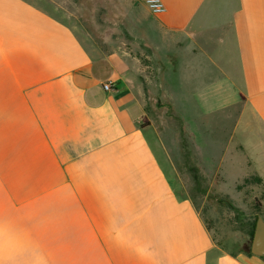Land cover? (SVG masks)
Segmentation results:
<instances>
[{
	"label": "crops",
	"instance_id": "1",
	"mask_svg": "<svg viewBox=\"0 0 264 264\" xmlns=\"http://www.w3.org/2000/svg\"><path fill=\"white\" fill-rule=\"evenodd\" d=\"M161 1L133 35L162 63L175 131L168 114L155 125L129 52L92 54L0 0V264H264L181 180L191 166L264 189V0Z\"/></svg>",
	"mask_w": 264,
	"mask_h": 264
},
{
	"label": "rangeland",
	"instance_id": "2",
	"mask_svg": "<svg viewBox=\"0 0 264 264\" xmlns=\"http://www.w3.org/2000/svg\"><path fill=\"white\" fill-rule=\"evenodd\" d=\"M26 1L71 28L92 54H108L118 50L129 52L137 62L138 70L132 75L137 94L145 98L146 109L154 116L155 125L159 126L160 119L164 114H168L173 118L170 130L174 128L175 131L177 113L171 104L160 100L163 93L160 87L162 63L158 57L152 55L149 47L141 39L133 35L134 21L151 15L139 0ZM148 137L155 146L150 134ZM183 145L190 146L189 138L183 139ZM179 172L183 174L182 169H179ZM184 172L190 175L192 182L187 183L189 176L181 177L183 187L195 196V203L205 222L217 236H219L217 223L225 224L222 234H228L232 230H239L242 233L245 231L249 234L254 220L259 216L264 218L263 185L257 182L253 174L249 173L240 182L230 184L224 183L225 179L220 171L215 177L205 176L208 174L207 171L202 172L191 166ZM172 180L174 181V178ZM177 186L182 190L181 183Z\"/></svg>",
	"mask_w": 264,
	"mask_h": 264
},
{
	"label": "water",
	"instance_id": "3",
	"mask_svg": "<svg viewBox=\"0 0 264 264\" xmlns=\"http://www.w3.org/2000/svg\"><path fill=\"white\" fill-rule=\"evenodd\" d=\"M249 250L252 255L264 258V218L261 216L255 221Z\"/></svg>",
	"mask_w": 264,
	"mask_h": 264
},
{
	"label": "built area",
	"instance_id": "4",
	"mask_svg": "<svg viewBox=\"0 0 264 264\" xmlns=\"http://www.w3.org/2000/svg\"><path fill=\"white\" fill-rule=\"evenodd\" d=\"M154 15L164 12L165 7L161 0H139ZM103 89L108 91L111 89V83L103 84Z\"/></svg>",
	"mask_w": 264,
	"mask_h": 264
},
{
	"label": "trees",
	"instance_id": "5",
	"mask_svg": "<svg viewBox=\"0 0 264 264\" xmlns=\"http://www.w3.org/2000/svg\"><path fill=\"white\" fill-rule=\"evenodd\" d=\"M255 179L257 180L258 183H261V179L260 178L255 177ZM255 221H256V219L254 220V222L252 223V225H251V227L249 229V234H248L249 235V241H248L247 245L244 247L245 252H247L249 255L251 254L249 248H250V240H251V237L253 235Z\"/></svg>",
	"mask_w": 264,
	"mask_h": 264
}]
</instances>
